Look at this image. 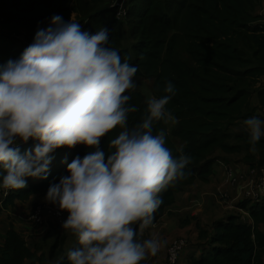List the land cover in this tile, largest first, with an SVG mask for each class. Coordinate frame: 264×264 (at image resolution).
<instances>
[{
  "label": "trees",
  "instance_id": "1",
  "mask_svg": "<svg viewBox=\"0 0 264 264\" xmlns=\"http://www.w3.org/2000/svg\"><path fill=\"white\" fill-rule=\"evenodd\" d=\"M259 7L261 0H0V67L18 59L25 42L48 27L51 17L60 15L68 22L73 16L89 34L100 27L109 30V46L119 52L122 62L137 67L134 79L152 80V97L166 95L168 82L175 86L176 94L166 107L178 123L156 122L153 130L165 129L173 156L187 155L191 162L185 177L160 194L163 202L155 213L156 225L175 195L195 182L207 183L216 162L233 158L218 154H239L236 161L264 167V139L253 147L249 134L238 131L246 119L256 116V105L264 108V16L256 14ZM126 94L131 97L129 106L138 108L128 116L129 126H134L146 115L147 100L137 90ZM120 131L117 126L101 137L99 149L109 154V142ZM35 143L31 139L17 146L23 153ZM91 150L82 144L54 150L46 179L37 184L26 181L24 189L7 196L0 190V216L16 202L33 196L45 199L50 184L68 175L67 164ZM241 206L248 207L252 223L232 212L210 228L197 226L202 251L189 264L263 263L264 204ZM13 226L0 242V264H69L68 252L79 246L69 230L59 231L62 225L57 222H49L47 233L32 244Z\"/></svg>",
  "mask_w": 264,
  "mask_h": 264
},
{
  "label": "clouds",
  "instance_id": "2",
  "mask_svg": "<svg viewBox=\"0 0 264 264\" xmlns=\"http://www.w3.org/2000/svg\"><path fill=\"white\" fill-rule=\"evenodd\" d=\"M137 67L122 62L109 46V30H81L73 17H51L16 60L0 67V190H20L26 178L46 179L54 150L76 145L91 148L67 164L68 175L50 184L45 200L67 213L62 228L78 247L69 264H141L167 244L154 228L160 194L186 175L191 158H175L166 146L167 131L154 124L178 123L167 109L176 94L168 82L160 98L147 100L142 122L129 126V106ZM253 147L264 137V119L244 122ZM109 154L100 138L116 127ZM36 141L21 153L18 142ZM107 155V158L105 159Z\"/></svg>",
  "mask_w": 264,
  "mask_h": 264
},
{
  "label": "rangeland",
  "instance_id": "3",
  "mask_svg": "<svg viewBox=\"0 0 264 264\" xmlns=\"http://www.w3.org/2000/svg\"><path fill=\"white\" fill-rule=\"evenodd\" d=\"M30 1H32V0H30ZM37 1H40V0H37ZM21 2H22V0H21ZM256 14L260 15V16L264 15V5H262L261 8L259 7L257 9ZM17 38L20 41H23L24 34L22 33ZM29 39L30 40H27L25 42L26 47H28L33 42L32 38H29ZM134 81L136 83L135 90L141 92L146 100H148L149 98L152 97L151 96V92H150V90H151L150 87L152 85V80L136 78V79H134ZM257 113H262L264 115V108H261L260 106L256 105V114ZM238 130L241 131V132H245L244 128H242V127H238ZM30 140H31V138L27 142H22V143L18 142V143L19 144H25V143L30 142ZM30 149H31V147H30ZM218 155L221 156V158L233 157L232 159H227L226 160V161H230V163H233L232 161L236 162V158L234 156H237L239 154H224V153H220ZM218 165L222 166V161H218V162H216L214 164L213 169H212L213 174H212V176L210 177V180H208L207 183L203 184V183L195 182L193 184V186L190 187V188L196 187L199 190H197L194 195H191L189 197V200L185 204H184L182 198H183V195L190 188H188V190H186L182 194L175 195L174 201H173L172 205L169 207L167 213L156 223L154 228H151L149 231L144 232L143 238H145V239L149 238L153 233L157 234L162 240H166L167 241V244H166V251H167V248L169 247V245L174 243V242H177V241H180V240H185V241L188 240V243H190L189 239L193 238L194 235H193V232L191 231V229H189V230H186V229L191 228L192 224L194 222H196L197 220L199 221L200 227L203 226L204 228H206L209 224H211L212 220H214V221L215 220H220L221 221V220L224 219V217L227 214L232 213V212H235L242 219H246L247 218L246 217V213L248 211V209H247L248 207H243L241 205L244 202L252 204L254 201L252 199H250L248 196L245 195V193H244L245 189H243V188L240 189V193L235 197V201H233V202H231L232 199L230 198L229 193L226 192V191H223V190H218V191L214 192L213 194H206L205 193L207 191H210V189L212 188V186L210 185V184H212L211 182L215 181L214 179L217 178ZM255 171H257L258 175L256 176V183H255V185H253V187H256L258 185L259 181L261 180V178L264 177V167H262V168H258L257 167ZM51 172L52 171H51V167H50L49 168V173H51ZM263 180L264 179H262V183H263ZM26 181H28V178H26ZM203 192H204V194H201ZM212 197H215L219 202L224 203V206L226 208H228V210L222 209L221 207L215 205V204H217V202L215 200H213ZM41 200H44L45 202H43L41 204L34 205L32 207V209L29 210L28 215L25 218V220H27V218L29 217L30 213L35 208H38V207L39 208L57 207L56 205L47 202L45 199H41ZM207 201H210L212 204H207ZM235 202H237V204H235ZM23 205H27V204H23ZM61 212H62V214L64 216V220H65V212L64 211H61ZM172 217L175 219L173 222H171V218ZM192 217H194L195 219L191 221L190 218H192ZM164 218H166L167 221L171 222V223L168 224V227L166 229L164 228L163 225L160 226V222ZM6 220L7 221L9 220L8 216H6ZM55 221L56 220H54V218L52 216L46 215V219H45L43 225L38 226L37 228H39L42 231V228L48 226L49 222L55 223ZM62 224H63V222H62ZM62 224H60V225H62ZM53 226L54 225H52V227ZM174 227L177 228V230H174ZM59 228H58L59 231L63 232V233L66 232V231H63V230H68V229L62 228V226L59 227ZM170 231L172 233L171 236H170ZM166 235H168L170 237H166ZM52 240H53V238L48 239L47 243L48 244L51 243ZM161 255H162V253L159 255V257H157V259H159Z\"/></svg>",
  "mask_w": 264,
  "mask_h": 264
},
{
  "label": "crops",
  "instance_id": "4",
  "mask_svg": "<svg viewBox=\"0 0 264 264\" xmlns=\"http://www.w3.org/2000/svg\"><path fill=\"white\" fill-rule=\"evenodd\" d=\"M262 5H264V0H261V6ZM256 116L261 118V119H264V115L262 113H257ZM242 128H244L245 133H248V131L246 130V127H242ZM262 138L264 139V137H262ZM51 155H52L53 159L49 165V168L51 167V164L53 163V160L56 157V154L54 152L51 153ZM232 162L233 163H230V161H224V162H222V164L223 163L229 164L232 167L233 172H234L235 176L238 178V180H236L235 183H233V184L228 183L227 179H226V173L224 171L223 166L218 165L217 178L214 179L215 181H213V182L210 181L212 183V184H210L212 186V188L210 189V191L205 192L206 194H213L214 192H216L218 190H223V191H226L229 193L230 198L232 199L231 202H233V201H235V197L240 193L239 189L241 187H243L247 184H250L252 182H256V176L258 174H257V171H255V170L257 167L256 168H250L247 164H243L239 161H236V162L232 161ZM28 181H29V184H37V183L41 182L42 180L28 177ZM197 190H199V189L196 187L190 188L183 195L182 199H183L184 204L189 200V197L191 195L195 194V192ZM201 194H204V192ZM212 199L217 202V204H215V205L221 207L222 209L228 210V208H226L224 206V203L219 202L215 197H212ZM43 202H45V201L41 200L37 196H33L27 202H24V203L16 202L14 207L4 210L0 216V242L3 241L4 234H5L6 230L8 229V227L10 226L11 223L14 225L13 227L16 230V232H18L22 236V238L24 239V241L27 244H32L33 242H35L39 238H41L44 234H46L48 229H49L48 226L43 227L42 231H41L39 228H37L38 226H35L33 223L28 221V218H27V220H25V218L28 215L29 210H31L34 205L41 204ZM23 204H27L30 208L27 205H23ZM207 204H212V203L210 201H207ZM235 204H237V202H235ZM6 216L9 217L8 221L6 220ZM246 217L247 218L242 219V221L251 224L252 221L249 218L248 211L246 213ZM66 218H67V213L65 212V219ZM190 219L192 221L195 218L192 217ZM174 220L175 219L172 217L171 222H173ZM63 221H64V217H63ZM221 221L220 220H215V221L212 220L211 224H209L206 228H210L215 223L221 222ZM171 222L167 221L166 218H164L160 222V226L163 225L164 228L166 229L168 227V224ZM197 226H200L198 220L192 224L191 228L186 229V230L191 229L194 236H193V238L189 239L191 242V245H189L190 243H188V245L182 251V254L180 256L178 264H189V261L191 258L198 259V257L200 256L202 248L197 245L199 243L196 241V238H197L196 228H197ZM201 228H204V227L201 226ZM174 230H177V228L174 227ZM171 235H172V233L170 231V236ZM170 236L166 235V237H170ZM161 253H162V255L160 256V258L157 259V257H159V255ZM165 255H166V246L160 252H158L156 256H154V257L149 256L146 260L142 261L141 264H163L165 261ZM262 264H264V256H263V263Z\"/></svg>",
  "mask_w": 264,
  "mask_h": 264
},
{
  "label": "built area",
  "instance_id": "5",
  "mask_svg": "<svg viewBox=\"0 0 264 264\" xmlns=\"http://www.w3.org/2000/svg\"><path fill=\"white\" fill-rule=\"evenodd\" d=\"M224 171L226 173V179L227 182L230 184L235 183L238 178L235 176L232 167L227 164H222ZM262 179L259 181L258 185L256 187H253L256 182H252L250 184H247L241 188L245 189V195L248 196L250 199H252L257 204H264V180L262 183ZM240 188V189H241ZM239 189V192H240ZM12 190H8L10 192ZM46 215L52 216L54 220L57 221V223L62 224L63 222V214L61 210L58 207H51V208H35L29 215L28 220L31 221L35 226H41L43 225ZM242 219V218H241ZM55 221V222H56ZM186 246L185 240H180L177 242H174L169 245L166 252V259L164 264H177L180 254L183 251L184 247Z\"/></svg>",
  "mask_w": 264,
  "mask_h": 264
}]
</instances>
